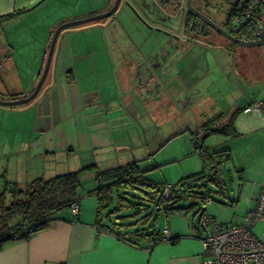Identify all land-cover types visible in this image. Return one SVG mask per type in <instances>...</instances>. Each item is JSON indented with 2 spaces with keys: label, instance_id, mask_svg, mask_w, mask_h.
<instances>
[{
  "label": "crops",
  "instance_id": "1",
  "mask_svg": "<svg viewBox=\"0 0 264 264\" xmlns=\"http://www.w3.org/2000/svg\"><path fill=\"white\" fill-rule=\"evenodd\" d=\"M52 1L56 0H0V17L19 14L0 27V34L5 33L4 45L8 51L6 56L0 55V93L19 95L18 98L8 99H21L33 91L43 70L50 36L59 25L106 9L102 0H75L77 3L69 6L73 7L72 13L47 22L43 12ZM104 27V24H93L62 32L55 46L49 73L36 99L26 106L9 109L0 107V112L12 114L4 129L17 132L20 126L21 136H28L21 142L25 146L27 160L44 162L59 157L72 162L66 170L68 172L93 165L99 170H106L137 161L134 139L137 138L140 143L142 138L140 133L135 132L134 119L137 117V123H140V119L143 121V124L140 123L143 126V143L147 142L153 127L158 124V115L163 119L157 104L164 98L170 99L168 104L173 116L180 114L185 117L192 111L197 125L195 131L202 123L217 118L214 123L216 127L238 110L235 105H219L209 94L207 87L212 81L214 67L211 72L202 73L200 77L182 74L180 77H163V80L147 77V80L144 78L145 89H137L132 84L136 90L132 93L134 95H130V90L134 91L129 83L137 77L127 79L123 74L124 66L121 65L125 61L120 47L117 46L112 52L108 46L110 38L115 39L118 34L116 25L115 33L110 32L109 35ZM89 31L93 36L91 42H87L85 36ZM29 44L36 51L35 61L27 64L28 70L23 77L16 72L13 57L20 52V48ZM154 54H157L156 49ZM20 57L23 64L24 58ZM118 66H121L120 70ZM9 77L13 82L10 80L6 83ZM174 78L180 88L174 85L168 91L165 89L164 93L157 92V85L172 83ZM146 90L147 98L143 103H149L147 108L140 106L143 98L141 93ZM216 97L223 101L219 93H216ZM201 104L205 107L204 111L200 107L196 108ZM248 106L245 105L242 110ZM13 115H17L18 119L15 126L11 122ZM217 140L216 136L209 137L204 145L209 150H217ZM9 162L14 168L15 164L11 160L0 161V174L5 178L10 177ZM58 172L49 170L36 177L49 179L61 175L54 174ZM80 179L82 187L79 192L78 218L74 219L69 211L55 214L54 221L46 229L33 234L28 241H13L4 245L0 251V264H201L203 247L200 240L204 229L199 228L198 220L196 227L195 221H190L188 215H180L169 222L168 218H164L167 222L163 230H155L162 233L167 228L171 238L179 237L174 245L164 241L151 247L148 238L137 239L133 236L137 227L127 229L125 241L120 240L100 230L95 224L97 200L92 172L82 173ZM23 181L17 184L24 186L28 180ZM263 183L262 179L250 207ZM106 214H102L100 225L115 233L120 232L114 229L117 223L115 217Z\"/></svg>",
  "mask_w": 264,
  "mask_h": 264
},
{
  "label": "rangeland",
  "instance_id": "2",
  "mask_svg": "<svg viewBox=\"0 0 264 264\" xmlns=\"http://www.w3.org/2000/svg\"><path fill=\"white\" fill-rule=\"evenodd\" d=\"M230 1L232 2L233 0ZM76 3L77 1L75 0L52 1L51 5L43 12L46 21L51 22L58 18V16L72 13L73 7L69 6L75 5ZM224 15L221 16L220 22L224 21ZM116 19L119 25H116V32L118 34L115 35V38L120 36L122 42L114 45L109 41L108 46L112 49V52L115 51L117 46L123 43L129 44L130 42V44H134L135 49H137L136 51H140L145 57H148L154 54L155 49L159 53L162 51L161 48H166L168 45L173 44L172 51L177 62L172 69H169L172 77H180L181 74L187 77H200L202 73L211 72L214 67L215 70L212 72L211 77L212 81L208 80L210 82L207 89L209 90V94L219 102V105H235L239 110L234 122V130L237 136L234 138L216 136L218 139L215 141L217 142L216 148L218 150H228L229 152V158L225 159L218 169L217 183L201 184L195 182L190 184L188 189H185V199L179 201L177 205L183 208L193 206L192 211L187 215L190 221H195L196 227L202 210H205V215L213 218L218 224L228 225L240 223L245 213L253 207V205L250 207V203L257 194L260 181L262 179L264 180V110H261L259 116L251 113L244 115L241 112L245 105H249L251 99L260 101L264 105V46L258 48L237 47L231 54L223 53L220 49H214L205 45L193 49L192 46L186 45L185 41L181 39V35H177L175 31H169L172 36H176H173V38H167L163 34H158L152 31L153 28L151 29L144 25V23L139 21L128 10H121L116 15ZM93 24L100 25L101 23L94 22L88 25ZM235 26L232 21L230 27L234 29ZM119 27L122 29L119 30ZM4 34H0V55L6 56L8 51L4 45ZM97 34L96 32L95 35ZM85 36L88 40L87 42L92 41V32L89 31ZM19 51L13 57L16 62L15 70L24 77V73L28 70L27 64L35 61L34 54L36 51L31 44L20 48ZM20 55L24 58L23 64ZM121 65L124 66L123 74L127 79H131L134 73L140 70L135 63ZM118 67L120 70L121 66ZM35 68L37 70L36 65ZM157 77L163 80L161 74L157 75ZM10 80L13 82L12 78L9 77L6 83L10 82ZM174 80L175 78L169 84L160 83L157 85V92L164 93L165 89L168 91L174 85L175 88H180L179 84H177L178 81L176 82L177 79ZM136 83V80L129 83V87L131 86L134 91L131 92L130 90V95H134L132 93H135L136 88L139 89ZM145 87L143 86L141 90H144ZM147 92L146 90L141 93L143 97L141 104L136 100L140 106H146V108L149 106V103L144 104L143 102L147 98ZM216 93L221 95L223 101L216 97ZM14 94L16 95V93ZM15 95L8 96L5 93H0V96H2L0 98L6 100L8 98H18L17 96L19 95ZM157 100H159V94ZM169 101L170 99L166 98L165 100L164 98L161 102H158L157 106L160 109L161 118L163 119L161 120L158 115V124L153 127L145 143H143L144 139L142 136L143 126L141 127L140 125V123L143 124V121L140 119V123H137V117L134 119V123L136 124L134 127L135 132L140 133L142 138L140 143L137 138L134 139L136 160L140 169L146 172L145 177L156 184L157 187H174L181 180L189 178L201 170V163L190 143L191 135L197 129L194 114L192 111H189L185 114L186 119L180 114L173 116L170 113ZM198 107L202 111L205 110L203 104L196 106V108ZM11 115L9 112L5 114L4 112H0V161L9 159L15 164L14 168H12L11 162H9L8 175L10 177H7L6 180L11 183H21L24 182L23 180H28L27 183H29L34 177L42 176L41 173H45V171H59L54 174L68 172L66 170L71 167L72 162H67L61 158L59 159V157L47 159L44 162L27 160L25 146L21 145V142L27 139L28 136H21L19 132L20 126L17 132L16 130L7 132L4 129L9 124ZM165 117L167 120H164ZM17 120V115H13L11 121L13 126L18 122ZM206 140L208 141V139ZM153 166L157 167L153 170L150 169ZM1 184L2 180L0 181V186ZM196 194H202L207 197L209 203H203L200 199L192 198L193 196L191 195ZM7 205H9V199L7 200ZM149 207L151 210L153 209L152 204H149ZM123 215L125 216L126 214ZM180 215L184 217L183 213L174 214L167 221L177 219ZM124 220L127 223L131 221L130 218ZM167 221L161 215L157 220L155 229L162 231ZM253 233L257 237L264 235V224L258 223Z\"/></svg>",
  "mask_w": 264,
  "mask_h": 264
},
{
  "label": "trees",
  "instance_id": "3",
  "mask_svg": "<svg viewBox=\"0 0 264 264\" xmlns=\"http://www.w3.org/2000/svg\"><path fill=\"white\" fill-rule=\"evenodd\" d=\"M18 15L16 13L0 17V27L14 20ZM51 37L52 35L50 40ZM236 37L242 38L238 33ZM247 38L249 39L248 36ZM238 111L235 110L216 127H214V123H216L217 118L202 123L198 131L192 133L190 143L201 163V170L189 178L181 180L178 185L171 187V193L168 197L162 195L165 186L157 187L156 184L149 181L145 177L146 172L140 169L137 161L106 170H99L94 165L88 166L76 172H67L49 179L37 178L24 186L8 182L5 176L1 175L0 251L9 242L28 241L33 234L46 229L54 221L53 216L55 214L64 211L70 212L72 205L79 204V192L82 187L80 176L85 172H92L96 185L94 190L97 200L95 224L100 230L125 241L126 230L137 227L133 236L137 239L148 238L149 242H153L151 247L164 242L160 240L162 233L155 230L158 218L161 215L165 219L174 214L183 213L187 215L192 211V205L189 208L178 207L177 205L179 201L185 199V189H188L190 184L195 182L201 184L217 183L218 169L222 162L229 158V152L228 150H209L204 143L206 139L212 136L236 137L234 122ZM156 167L153 166L150 169L153 170ZM191 196L200 199L203 203L209 201L202 194ZM8 199L9 205H7ZM149 204L153 205L152 210ZM104 212L115 217V222L119 224L115 223L114 229L120 230V232L115 233L100 225V219ZM124 213L131 214L124 216ZM199 216L197 225L204 229L202 219L203 216H206L205 210H202ZM73 218L77 219L78 217ZM129 218L130 223L122 224L125 222L124 219ZM134 219L138 220L134 222ZM178 240L179 237H173L165 241L174 245Z\"/></svg>",
  "mask_w": 264,
  "mask_h": 264
},
{
  "label": "flooded vegetation",
  "instance_id": "4",
  "mask_svg": "<svg viewBox=\"0 0 264 264\" xmlns=\"http://www.w3.org/2000/svg\"><path fill=\"white\" fill-rule=\"evenodd\" d=\"M114 1L110 0L109 6L103 12L109 11ZM122 2L130 5L134 16L140 19L144 25L151 29L153 28L152 31L163 34L167 38H173L174 35L172 36L169 31H175L177 35H181V39L185 41L186 45H190L193 48H199L202 45L210 46L228 54L233 53L239 47L237 44L223 38L212 27L214 25L223 30L228 36L237 38L238 30L236 26L234 29L230 27L237 0L232 2L230 0H120L117 12L121 10V7L127 10L121 5ZM128 12L132 14L131 11ZM223 15L225 16L224 21L220 22V18ZM100 23L112 26L115 21L111 22L110 19H107ZM238 34L242 38L237 39L247 42L251 41L246 34L244 36L240 32ZM110 41L114 45L122 42L120 36L115 39L110 38ZM168 44L170 43L168 42ZM119 47L124 57V64L135 63L140 69L133 75V77H137L136 84L138 88L145 86V77H157V75L164 74L165 71L169 70L168 68H162L163 60L168 61L172 58L175 63L177 62L172 52L173 44L168 45L166 48H161L162 51L157 54H151L148 57H145L140 51H136L137 49H135L133 43H123ZM164 67H166V63Z\"/></svg>",
  "mask_w": 264,
  "mask_h": 264
},
{
  "label": "built area",
  "instance_id": "5",
  "mask_svg": "<svg viewBox=\"0 0 264 264\" xmlns=\"http://www.w3.org/2000/svg\"><path fill=\"white\" fill-rule=\"evenodd\" d=\"M238 33L245 34L251 41L264 30V0H238L233 16ZM264 105L259 101H251L242 110L243 114L260 115ZM171 193V187L165 186L164 197ZM209 203V202H207ZM158 209V207H156ZM79 204L72 205V217L79 216ZM258 223L264 224V183L254 201L253 207L247 211L238 224L222 225L203 216L204 235L201 238L203 259L201 264H264V235L257 237L253 231ZM167 228L162 232L161 241L170 239ZM150 246L153 242L149 243Z\"/></svg>",
  "mask_w": 264,
  "mask_h": 264
},
{
  "label": "water",
  "instance_id": "6",
  "mask_svg": "<svg viewBox=\"0 0 264 264\" xmlns=\"http://www.w3.org/2000/svg\"><path fill=\"white\" fill-rule=\"evenodd\" d=\"M103 3H105L106 8L109 6L110 0H102ZM120 5V0H115L114 4L112 5V7L109 9V11L103 12L100 11L98 13L89 15L87 17L81 18V19H75L66 23H63L61 25H59L55 31L52 33V37L48 46V50L46 52L45 58L43 59V64H42V73L36 83V86L34 87L33 91L30 93V95L21 98V99H15V100H6V99H2L0 98V107L2 108H11V107H21V106H25L27 104L32 103L36 97L38 96L44 81L46 80V77L49 73L50 70V66H51V62H52V57L54 54V50H55V46L57 43V40L60 36V34L64 31H67L69 29H74V28H78V27H82L94 22H102L105 21L107 19H110L111 22L115 21L116 25H119V23L117 22L116 19V15L117 13L121 12V10L119 12H117L118 7ZM122 6H124L128 11H131L130 5H127L125 3L122 2L121 4ZM126 10V11H127ZM133 14V12H132ZM134 15V14H133ZM136 17V16H135ZM137 18V17H136ZM138 19V18H137ZM140 21V19H138ZM212 27L225 39L229 40L230 42H233L235 44H237L239 47H243V48H258V47H263L264 46V30L259 33L256 37L255 40L253 41H243L237 38H233L228 36L223 30L219 29L218 27L212 25ZM120 28V27H119ZM104 29L107 31V35L110 34V32H113V34L115 33V29H114V25H105ZM122 28H120L121 30ZM171 48V47H170ZM172 49V48H171ZM173 52V51H172ZM174 54V52H173ZM162 68H168V69H172V67L175 64V60L174 59H170L168 61H164L162 62ZM166 63V67L165 66ZM163 77H172L170 75V71H165V73L161 74ZM145 79L147 80V77H145ZM172 79H168V81H170Z\"/></svg>",
  "mask_w": 264,
  "mask_h": 264
}]
</instances>
